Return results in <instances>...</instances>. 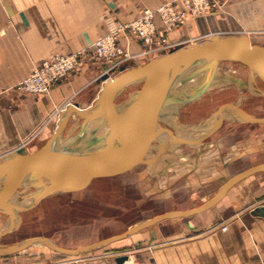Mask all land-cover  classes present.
Listing matches in <instances>:
<instances>
[{
	"label": "crops",
	"instance_id": "0c3cea01",
	"mask_svg": "<svg viewBox=\"0 0 264 264\" xmlns=\"http://www.w3.org/2000/svg\"><path fill=\"white\" fill-rule=\"evenodd\" d=\"M162 1L164 0H0V156L23 144L30 148L32 143L42 145L43 142L39 141L46 140L55 126L53 115L68 102H75L79 107L89 106L100 90L104 67L102 62L93 57L92 41L97 36L113 30L117 20L134 19L144 8H154ZM172 1L176 5H181L183 2V0ZM253 1L256 11L260 16H264V0ZM237 3L242 1L237 0ZM199 17L201 16L190 15L185 24L166 33L158 30L155 37L165 35L169 42H176V46L182 42L187 43L191 36L206 30V28H198ZM119 41L122 44L126 43L127 49L142 51L145 48V44L134 37L121 36ZM76 50H82L78 65L56 81L48 91L34 93L17 88V82L29 74L42 59L54 53ZM162 53L150 52L142 54V58L146 61ZM201 78V75H198L189 79L186 86L187 97L176 109L166 115L168 120H164L167 124L176 127L179 135L176 133L173 135L169 130L165 131L157 121L151 122L145 129H137L120 152L106 163L116 158L123 149L126 152L132 148L133 139L139 134L146 136L153 142L154 148L160 151L168 146L180 144L181 141L188 145H197L202 141L205 131L216 125L236 120L252 123L244 121L242 116L231 108L221 110L214 115L223 106H236L226 102L216 108L203 124L182 121V116L186 112V110L181 111L183 107L208 96L206 85L202 93L191 97L202 85L204 80L201 81ZM255 80L260 79L256 77ZM252 84L251 82V88ZM252 91L257 92L254 88ZM211 96L220 97L215 94ZM236 107L245 110L239 105ZM177 110L178 113H176ZM248 113L256 117L264 116ZM77 118L79 117L73 113L67 122ZM246 130L248 128L243 126L237 142V150L243 160H246V150L255 139L257 140L255 136L258 135L257 132L246 133ZM260 145L264 144L259 143V147ZM246 146L249 148L246 149ZM146 148L149 147L146 146ZM146 148L143 146L142 149L152 150ZM256 154L258 155L249 158L252 161H249L242 169L264 163V157L259 153ZM170 190H167L165 194L162 187L149 193L145 192L144 184L141 183V194L145 193L146 199L156 194L158 200H161L160 208L131 222L123 231L156 214L195 207L189 204L180 207L165 206L164 199L176 195L174 193L177 189ZM227 193H230L229 203L231 205L234 201L237 203V211L232 215L218 217L209 210L212 205L190 215L163 218L123 238L109 242L117 243L124 239L123 249H120L119 244H115L105 248L106 251L92 256H82L75 260L59 258L48 252L35 256L30 264H118L115 257L122 253L127 255L125 260L127 264H264V216L252 212L255 206L264 205V169L236 181L220 200ZM8 217V213L0 212V224L4 223ZM18 220L16 215L10 229L18 224ZM218 221L225 225V228H220ZM6 234L8 233L5 232L4 235ZM46 239L66 247L62 243ZM32 244L45 246L41 243ZM81 245L85 244L76 245V247ZM4 246L9 245H0V247ZM66 248L75 247L67 246Z\"/></svg>",
	"mask_w": 264,
	"mask_h": 264
},
{
	"label": "rangeland",
	"instance_id": "374dc122",
	"mask_svg": "<svg viewBox=\"0 0 264 264\" xmlns=\"http://www.w3.org/2000/svg\"><path fill=\"white\" fill-rule=\"evenodd\" d=\"M210 1L212 4L207 11L192 15L201 16L198 21V28H206V30L191 36L187 43L199 42L214 35L245 33L253 43L264 46V16H260L256 11L253 0H241L242 3L239 4L237 0ZM258 3L259 1L256 2L257 5ZM125 21L129 20H117L113 30L120 22ZM122 36L125 37L124 34ZM95 39L92 41L91 47ZM181 44L186 43L182 42ZM125 45L127 46L126 43ZM128 51L135 52L136 55L122 66L130 67L143 63V53H139L141 50L128 49ZM168 51L170 50L163 51V53ZM119 68L108 72L103 71V79L113 77L118 73ZM201 77V81H203L205 76ZM262 82L255 80L252 82L253 87L251 89L264 90ZM142 83H133L124 88L115 99L116 105L130 98L134 91L142 86ZM247 84L248 69L233 58L223 59L218 63L216 70L212 73L211 80L207 84V98L199 99L197 102L183 107L181 111L186 110L185 116L183 115L182 119L178 118L186 122L203 124L213 111L224 102L239 105L246 111L252 112L253 115H264V96L249 92ZM211 94L220 97H213ZM199 106L200 108H198ZM178 112L177 110L176 113ZM59 114L60 111L53 115L55 126ZM157 122L165 131L169 130L173 135L174 133L179 135L176 127L167 124L162 119H158ZM82 123L83 119L81 118L66 122L61 135L64 137L73 136V141L80 139L83 135H87L80 132ZM243 126L248 128L246 133H258L255 136L257 140H254L253 145L251 144L250 148L246 146V149L249 148L245 153L246 160L242 159V155H239L237 150L238 137L241 136L240 132H242ZM139 135L142 138L137 139V135L133 139L132 149L126 153L123 149L121 155L119 154L117 159L112 160L116 159L117 161H110L111 163L103 166L89 186L80 191L48 193L37 203L19 210L17 214L18 224L0 234L2 235L0 243L18 244L24 239L38 235L62 243L66 247L90 244L120 233L131 222L160 208L161 200H158L155 193L148 199L145 198V193L141 194V183L144 184L145 192L148 191L149 193L162 187H164L165 194L169 189H177L174 193L176 195L164 199L165 206L180 207L187 204L197 206L205 202V199L214 192H217L227 177L237 173L249 161H252V159L249 160L250 157L257 156L256 153L264 157V145L259 147V143L264 144V123H242L237 120L226 122L208 128L202 135V141L197 145H188V143L181 141L180 144L168 146L160 151L154 148L153 142L149 141L146 136ZM46 140L43 139L39 142L44 144ZM33 141L34 135L32 136ZM42 145L32 143V148L25 144L14 148L6 152L7 154L4 156H0V166L13 161L12 159L17 153H30ZM143 146L144 148L148 146L149 148L146 149L152 150H143ZM15 189H21V186ZM13 190L9 189L8 192L0 193V200L15 198L16 195ZM229 197L230 193H227L209 210L218 217L234 214L237 211V203L234 201L231 205ZM218 224H220V228L225 226L220 221ZM5 232L8 234L4 235ZM123 242L124 239H121L117 243H109L77 255H64L46 246L31 243L14 251L0 252V264H30L32 258L48 252L57 255L59 258L75 260L82 256H92L98 252L106 251L105 248L115 246V244H119L120 249H123Z\"/></svg>",
	"mask_w": 264,
	"mask_h": 264
},
{
	"label": "water",
	"instance_id": "95a60500",
	"mask_svg": "<svg viewBox=\"0 0 264 264\" xmlns=\"http://www.w3.org/2000/svg\"><path fill=\"white\" fill-rule=\"evenodd\" d=\"M233 53H237L243 59L248 67V74H258L264 83V46L253 43L245 33L214 35L199 42L180 44L140 64L130 67L120 66L117 74L103 79L98 95L89 106L79 107L75 102H68L61 108L53 132L41 147L30 153H17L13 161L0 166V193L22 185L40 186L41 191L33 202L35 204L48 193L76 191L86 187L103 166L111 163L106 162L120 152L137 129H145L151 122L156 121L162 101L178 83L197 73L205 72L206 76L202 85L191 96L195 97L204 91L218 63L223 59L232 58L229 54ZM141 78H144L142 86L126 99L128 103L125 108L117 111L115 99L118 94ZM247 87L250 91L249 86ZM250 92L264 96L263 92ZM232 108L242 115L244 121L264 123V116H252L241 108L236 106ZM72 113L83 119V123L102 115L106 116L109 132L104 137H98L101 141L99 148L85 149L87 143L95 137L96 128H94L89 131L90 133L83 132L81 129L80 132L87 135H83L78 140H72L65 147L66 150L52 149L51 143L62 133ZM139 138L142 137L138 135L137 139ZM116 159L112 162L117 161ZM261 169H264V163L254 164L238 171L228 177L211 198L195 207L156 214L119 234L90 244L66 248L44 237H30L14 246L0 248V252L14 251L34 241H42L51 249L68 255L91 251L163 218L203 211L218 202L236 181ZM0 212L12 216L7 208H0ZM252 212L264 216V205L255 206ZM8 229L10 226H7L6 230ZM6 230L0 231V234ZM126 259V254L115 257L118 264H127Z\"/></svg>",
	"mask_w": 264,
	"mask_h": 264
},
{
	"label": "built area",
	"instance_id": "2783aa9c",
	"mask_svg": "<svg viewBox=\"0 0 264 264\" xmlns=\"http://www.w3.org/2000/svg\"><path fill=\"white\" fill-rule=\"evenodd\" d=\"M211 4L210 0H184L181 5H176L172 0H164L154 8L146 7L138 17L120 22L114 30L98 36L91 47L93 57L103 63L104 72L113 71L132 60L136 53L128 51L127 46L119 41L123 34L126 38L134 37L145 44L139 53L171 50L176 42H169L165 35L156 38V32L161 30L166 33L180 27L190 15L207 11ZM81 52L54 54L41 60L17 82V88L25 92L48 91L56 81L78 65Z\"/></svg>",
	"mask_w": 264,
	"mask_h": 264
},
{
	"label": "bare ground",
	"instance_id": "6f19581e",
	"mask_svg": "<svg viewBox=\"0 0 264 264\" xmlns=\"http://www.w3.org/2000/svg\"><path fill=\"white\" fill-rule=\"evenodd\" d=\"M229 55L232 56L233 59L239 61L241 64H243L248 69V67L245 64V62L243 61V59L237 53H233V54H229ZM200 74H201V76H206L205 72L197 73V74H195V75L183 80L182 82L178 83L172 89L171 93L162 101V103L160 105V108L158 109V112H157L156 121L158 119H162L163 121L164 120H166V121L168 120V118H166V115H168L170 112H172L174 109H176L179 106L180 102L184 101L185 97H187L188 93L186 95V86H187V84L189 82V79L193 78L195 76H198ZM256 77L259 78L260 81L262 82V80H261V78H260V76L258 74H256V73L248 74V84H247V86H249L250 91H252L251 82L255 81ZM143 81H144V78H141V79L137 80L135 83H141ZM258 92H263L264 93V90L257 91L256 93H258ZM127 103H128V100H126L123 103L117 104L116 105V110L117 111L123 110L125 108V106L127 105ZM228 108L229 109L231 108L232 110H234V108H232V106H229V105L223 106V107L219 108L218 110L221 111V110H226ZM218 110L214 113V115L219 112ZM237 114L241 115L239 112H237ZM242 119L244 120L243 117H242ZM166 121H164V122H166ZM94 128H96L95 129V134H94L95 137H94V139H92L91 141H89L87 143V145L85 146L86 150L99 148L101 146V141L98 139V137H101V136L104 137L109 132V126L107 124L106 116L102 115V116L96 117L94 119L85 121L82 124L83 132H88L90 130H93ZM72 138H73V136H69L68 135L67 137H64V136H62L60 134L53 140V142L51 143V147H52V149H65L66 150L65 147L68 146L71 143ZM13 191L15 192V195H16L15 198H10L8 200H4V199L0 200V208H7L9 210V212L11 213V215H12V216L9 215L7 220L4 223L1 224L0 231L5 230V228L7 226H10L15 221L16 215H17L19 210H21V209H23L25 207H28L31 204H33V202L35 201V199L38 196L39 192L41 191V187L40 186L31 187V186L22 185L21 189H14ZM32 243H41V244H44L45 246H47L42 241H34ZM13 245H16V243H14ZM13 245H9V246H13ZM5 247H7V246L0 247V248H5Z\"/></svg>",
	"mask_w": 264,
	"mask_h": 264
}]
</instances>
